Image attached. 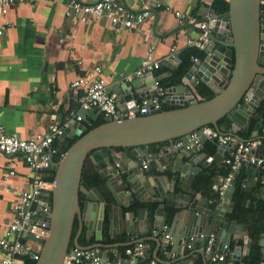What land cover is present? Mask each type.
I'll return each instance as SVG.
<instances>
[{
  "label": "water",
  "instance_id": "95a60500",
  "mask_svg": "<svg viewBox=\"0 0 264 264\" xmlns=\"http://www.w3.org/2000/svg\"><path fill=\"white\" fill-rule=\"evenodd\" d=\"M228 2L229 9L225 14L214 13L211 18L202 19L211 25L207 32L208 39L197 48L198 52L193 56L192 65L182 83L168 88L170 94L167 103L173 108L153 110L149 114L133 118L115 119L107 115L106 122L92 129H89L86 117L97 120L102 113L96 108L81 109L80 114L85 117L82 121L77 118L70 120L60 142L80 137L58 161L54 160L49 166V169L56 171L53 189L49 193L52 203L50 234L36 264H63L73 245L85 246L78 235L73 238L76 221L80 223V229L88 227L89 238L95 233L97 240L103 239L107 219L114 236L117 225L133 238L138 231L146 232L150 209L133 207L135 201H132L141 194L150 196L153 203H158L154 222L156 229H161L168 223L169 210H177L170 223L173 248L168 254L169 258L176 254L177 257L167 264H196V256L184 254V246H196L197 243L202 248L200 252L204 254L207 264L209 262L206 258L215 251L231 257L230 263L223 261L218 264H242V256L250 255L253 239L248 225L229 215L233 208L234 184L227 189L221 205L217 207L218 213L215 214L214 210L200 205L197 198L177 193L175 182L171 191L166 192L162 183L148 174L156 166L155 156L148 149L152 144L161 147V143L169 140H186L191 133L202 132L201 145L180 151L175 158V169L180 171L182 180L190 185L201 169L199 164L208 163L212 159L201 153L209 136L214 138L231 133L242 141L248 140L239 132H244L250 119L257 117L253 135L258 138V130L264 122V20L261 0ZM196 27L201 34L206 32L205 29ZM172 60L174 62L169 67L173 70L178 67L177 63L182 62L180 53H176ZM168 75L169 73H164L156 76L151 73L142 77L120 78L111 88L117 94L119 108L122 111L137 108L142 98L154 92L150 88L155 80ZM199 83L214 91L215 96L211 99H199L190 86H198ZM223 117L230 120V132L226 125L219 123ZM231 145L229 143L219 147L216 158L227 156L230 152L227 147ZM114 147H123L135 155L137 160L132 159L131 172L126 174L124 163L119 157L113 156ZM260 150L255 151L256 156H259ZM88 158L100 166V173L106 178L111 194L110 200L98 187H92L83 180V170ZM168 158L169 155H164V164H167ZM145 162L148 167L142 169L141 164ZM245 163L251 171L254 164L250 161ZM238 173L239 170L236 174ZM254 182L260 186L261 196L264 198L263 168L259 170L258 178H251L250 183ZM251 189L247 187V190ZM123 192L131 200L127 205L128 211L125 212L122 206L113 203V197L117 203H122L120 196ZM82 194L84 199L81 198ZM183 206L185 209H181ZM261 236V253L264 259V233ZM163 244L169 245L166 242ZM103 255L107 257L108 253L103 251ZM250 263L251 260L248 261Z\"/></svg>",
  "mask_w": 264,
  "mask_h": 264
},
{
  "label": "crops",
  "instance_id": "0c3cea01",
  "mask_svg": "<svg viewBox=\"0 0 264 264\" xmlns=\"http://www.w3.org/2000/svg\"><path fill=\"white\" fill-rule=\"evenodd\" d=\"M68 1L40 0L34 4L14 5L10 9L8 19L11 21V26L0 37V125H4L9 133L28 138L33 134L46 132L51 125L63 123L72 113L81 111L80 99L83 90L72 88L71 83L86 70H91L95 66L103 68V76L112 88L120 78L135 73L144 65L149 43L156 45V57L162 61V64L169 66L174 62L172 57L178 52L182 59L185 51L192 47L189 39H198L201 33L196 26L191 25V22H182L174 11L180 10L199 20L204 19L210 11L216 13L212 9L214 0H154L160 2L162 6L153 8L151 19L141 29L116 33L108 19L82 22L74 15L68 16ZM151 1L153 0H148L149 3ZM125 2L134 9H141L143 6L142 0H125ZM80 60L83 61L82 64L79 63ZM179 64L177 63L178 66ZM190 86L199 99H204L198 91V86L192 84ZM151 89L153 88L151 87L150 91ZM90 118L93 119L87 116L86 120ZM251 120L246 130L239 132L243 137L248 133L247 139H255L253 135L255 126L250 128ZM228 128L230 132L231 129ZM258 138H264V122L258 130ZM148 149L156 160V166L148 174L157 179L158 183H162L166 192L171 191L175 182L174 188L177 193L197 198L200 205L214 210L205 196L206 192L204 194L193 187L197 174L190 185L182 180L180 171L175 169L177 153L169 155L167 164H164L163 146L158 152H155L151 146ZM258 149L253 151L254 155ZM112 152L114 157H119L124 163L125 173L131 172L132 159L137 160L135 155L125 149H112ZM201 153L212 159L208 163L199 164L201 167L199 173L213 162L218 165L225 164L226 156L217 159V154L213 156L205 149ZM259 156L264 157L263 149L260 150ZM6 159V157L3 158L4 161ZM13 161L18 175L12 178L11 184L17 188H29L27 178L30 172L29 167L21 157L14 158ZM90 161L92 169L101 171L98 164L92 159ZM242 166L248 172L244 185L246 189L252 188L248 190L251 193L257 184L255 182L251 184L250 180L252 177L258 178L259 170L264 169V166L254 164L251 171L248 170L245 162ZM141 168L143 169V164ZM5 186L6 183L0 175V219L2 214L11 207L13 201V196L5 191ZM120 199L122 203L119 204L113 197V203L116 206H122L123 212L128 211L130 196L123 192ZM152 199L146 194H141L139 198L135 197L132 201L147 203L152 202ZM222 201L223 199L220 205ZM185 203L188 201L185 200ZM214 211L215 214L218 213L217 210ZM155 218V215L153 218L150 216L147 231H138L135 238L126 231H121L119 225L116 227L114 236L109 224V235L113 242L108 244L103 242L104 230L102 240H97L95 233H92L89 238L88 227L84 226L80 229V223L77 221L73 238L78 235L80 242L85 240L89 242V245H101L110 251L112 247L130 245L138 241L154 242L155 246L148 249L139 261L148 259V261L156 260L157 264H167L170 260L176 259L177 254L169 258L168 254L172 251L173 245L166 246L160 236L152 233ZM243 223L248 225L253 244L257 241L261 251L263 248L261 234L264 230L261 231L257 240H254L250 225L247 222ZM240 243L242 244L243 241ZM201 250L199 243L196 246H184V254L196 256L194 263L207 264ZM248 256H242L244 264ZM206 260L208 264L223 262H214L208 258ZM226 262H231L230 256ZM263 262L262 257L259 264Z\"/></svg>",
  "mask_w": 264,
  "mask_h": 264
},
{
  "label": "built area",
  "instance_id": "2783aa9c",
  "mask_svg": "<svg viewBox=\"0 0 264 264\" xmlns=\"http://www.w3.org/2000/svg\"><path fill=\"white\" fill-rule=\"evenodd\" d=\"M39 1L0 0V37L11 26L8 14L12 6L34 4ZM142 1V8L134 9L127 5L125 0H69L67 15H74L82 22L108 19L116 33L124 30L137 31L151 19L153 8L162 6L160 2L154 0L151 3L148 0ZM261 5L262 19L264 20V0H261ZM174 13L182 22H191L206 30L198 39H189V44L192 47L199 48L208 39L207 32L211 25L198 18L190 17L180 10H176ZM213 15L214 13L210 11L206 17L211 18ZM79 63L82 64L83 61L80 60ZM161 65L162 61L156 57V45L149 43L144 65L127 77L155 74V70L159 69ZM71 87L83 90L80 99L81 109L96 108L104 116L111 115L115 119L133 118L149 114L153 110H162L163 105L168 104L167 100L170 94L168 88L162 86L160 80L156 79L152 85L153 93L142 98L137 108L122 111L117 104V94L108 85L101 66L86 70L71 83ZM72 118L82 121L85 117L80 114V111L74 112L63 123L53 124L46 132L36 133L28 138L9 133L4 125H0V175L6 183L5 191L13 196L11 207L2 214L0 219V264H24L25 257H30L35 261L40 258L44 242L50 234L52 210L49 193L53 189V181L46 179L45 173L51 170L49 166L53 164L55 156L59 154V148L55 142L60 141V138L66 134V128ZM201 135V131H195L186 140L182 138L169 140L163 145L164 155H171L201 145ZM218 138L219 147L232 143L227 147L230 152L224 159L226 164L231 165L232 172L227 176H218L213 184V189L219 192L223 199L227 189L234 184L235 172L245 161L264 166V157L253 154L255 149L264 150V138L242 141L231 133L220 134ZM4 157L7 158L5 161ZM17 157H21L30 169L27 175L29 188H17L10 182L13 177L18 175L13 161ZM147 167L148 164L145 162L143 168ZM169 229L170 225L166 224L161 229L153 228L152 233L171 245L173 242ZM152 246L150 241H138L133 245H128L124 251L118 247H112L110 251L101 245H85L84 247L73 245L63 264H138L139 259L145 256L146 251ZM103 251L108 253L107 257L103 255ZM228 258V254L217 251L208 256V259L214 262H226ZM149 264H157V261L152 260ZM242 264L244 263L242 262Z\"/></svg>",
  "mask_w": 264,
  "mask_h": 264
},
{
  "label": "trees",
  "instance_id": "16d2710c",
  "mask_svg": "<svg viewBox=\"0 0 264 264\" xmlns=\"http://www.w3.org/2000/svg\"><path fill=\"white\" fill-rule=\"evenodd\" d=\"M212 9L214 12L219 14H225L229 9V2L227 0H214V3L212 4ZM198 52L196 47H190L185 51V54L182 58V62L179 64V66L176 69H171L167 64H162L161 67L157 70H155V74L157 76L163 75L164 73H169V75L163 79L160 80V83L165 88H169L172 86H176L182 83V80L188 70L190 69L192 65V58L194 55H196ZM198 91L199 93L204 97V99H211L215 96V92L208 89L206 85L203 83L198 84ZM174 106L164 104L163 109H171ZM258 121L257 117H253L250 122V128L256 126ZM106 122L105 116L101 114V116L97 119H88L87 124L89 126V129H92L102 123ZM220 125H226L227 127L230 126V120L228 117H223L220 120ZM213 126V125H211ZM248 132V131H247ZM245 138L248 135V133L244 134ZM80 136H76L74 138H69L65 142H60L57 140L55 142V145L59 148V154L55 156V160H59L61 158V154L65 153L67 149L79 138ZM168 142V141H167ZM161 143V146H163L165 143ZM151 147L154 149L155 152H158L161 147H158V144H152ZM219 148V138L217 137H209L205 144L204 149L207 153L215 156L217 154ZM113 149H122L123 147H114ZM90 159L86 161L84 170H83V180H85L90 186L92 187H98L104 194L107 195L108 200L111 199V194L107 186L106 178H104L100 171L97 169H92L90 167ZM232 172L231 165L228 164H222L218 165L216 162H213L209 166H207L205 169H203L200 173L197 174L193 187L195 190H200L202 192H206L205 196L210 201V205L214 210H217V207L220 205V202L222 200L221 195L219 192H216L213 189V184L217 180L218 176L223 175L227 176ZM237 172V171H236ZM234 177V185H235V191L233 194L232 202H233V208L232 211L229 213V215L242 222H247L250 225L251 233L254 238V240H257L258 236L260 235L261 231L264 230V198L261 196V189L260 186L257 185L253 192H249L245 185V179L248 176V172L244 166H241L239 169V173L236 174ZM56 171L54 169H51L45 173V178L49 179L51 181L54 180ZM81 198L84 199V195H81ZM135 205L133 207H147L150 209V216L153 218L155 215V210L158 206L157 203L153 202H147V203H141L139 201L134 202ZM176 209L169 210V218L168 223L170 225L173 215L176 212ZM77 229V221L74 226V234ZM73 234V235H74ZM84 245H89V242H86L85 240L81 241ZM103 242L105 244L112 243L113 239L109 235V219L106 220L105 228H104V239ZM153 246L154 245V242ZM133 245V244H130ZM128 245L125 246H119L118 248L122 251L125 250V248ZM262 255L260 251V247L256 242H254L252 246L251 253L248 257L245 259V263L248 264V261L251 260L250 264H259L261 261ZM151 260H140L138 264H149ZM37 261L34 259H31L30 257H25V263L24 264H36Z\"/></svg>",
  "mask_w": 264,
  "mask_h": 264
}]
</instances>
